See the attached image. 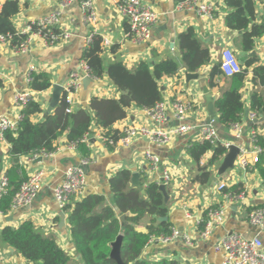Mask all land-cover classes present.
<instances>
[{
    "label": "crops",
    "instance_id": "0c3cea01",
    "mask_svg": "<svg viewBox=\"0 0 264 264\" xmlns=\"http://www.w3.org/2000/svg\"><path fill=\"white\" fill-rule=\"evenodd\" d=\"M3 1L1 0L2 3ZM69 1L63 6L58 0H29L23 3L21 12L14 17L13 22L17 31L23 32L30 21L57 13L60 18L58 28L69 31L72 36L53 47H45L40 40H37L25 53L16 52L10 43H0V85L2 86L0 116L11 120L18 118L20 109L14 98L17 92L29 89L27 75L30 67H35L36 72L46 71L51 74L53 85H66L72 75H81L80 62L85 38L93 28L84 22L81 9L83 0ZM92 1L99 16L95 29L99 36L111 42V45L104 46L103 58L106 65L114 61H123L129 69H134L141 61H147L152 65L168 56L180 60L182 51L178 46V36L190 27L195 29L199 39L210 48L212 62L198 72L200 75L198 80L187 83L186 70L182 69L179 76L165 78L161 82L164 100L172 102L181 99L197 106V110L191 112L186 121L195 128L184 136H178L171 144L159 147L143 138H138L128 147L111 148L101 140L102 130L95 128L91 136L89 135L92 155L91 163L86 170L85 188L70 202L80 200L86 194L95 193L105 195L107 202L113 205L109 182L119 171L139 172L142 185L145 187L152 183L161 185V178L167 172L171 176V181L166 186L169 194L166 203L169 206L168 220L173 228L179 230L182 238L169 244L148 242L144 250V258L147 261L158 262L167 259L177 261L179 264H223L224 254L218 250V246L227 235L232 233L241 234L248 239L259 236L263 241L264 250V226L256 227L248 220L253 210L264 207V182L256 167L252 165L245 171L232 170L231 180L227 182L223 176L218 177L219 164L217 162L213 165L209 164L212 152L204 155L198 165L187 152L192 143L202 141L196 126L207 120L206 105L209 94L215 103L223 91L230 88V80L226 77L219 80L216 87L209 86V73L212 66L220 63L225 48L234 51L241 66H245L253 57L256 58L257 63L248 69L245 88L242 91L246 104L245 133L237 138L232 130L228 131L217 122V114L216 126L219 137L222 142H231L246 151H250L253 146L250 140L251 128L264 137V113L259 114L253 122L248 121L247 118L250 112L251 93L257 91L264 97V86L253 85L255 66H264V35L256 40L252 52L242 51L240 37L242 33L230 31L226 27L225 20L230 11L226 8L224 0H214L217 11L214 19L210 21L202 19L193 12L177 10L178 0H144L153 5L159 14V20L153 27L151 38L143 44H136L127 36L128 21L118 13L112 0ZM256 2L258 21H260L264 11V0H256ZM172 47H174V55L170 53ZM53 85L48 91L38 92L35 95V99L43 107V113L33 118L35 123L42 122L48 114ZM205 87L208 88L209 94L205 93ZM94 96L118 98L120 92L106 74L103 79H93V83L87 87L82 83L81 88L71 97L73 109L87 107ZM177 124L178 122L171 116L169 122L162 127L168 128ZM155 125L144 109L132 107L128 109L127 118L115 123L113 128L122 132L127 127H155ZM147 151L159 158V164L154 169L144 157ZM248 157L250 159L251 155ZM80 159L76 151L69 148L65 136L60 139L58 150L53 157H44L42 162L37 163L31 161L29 157L9 156V144L0 141V180L16 163L25 166L29 176L40 169L47 171L43 189L30 205L12 210L7 215H0V230L6 226L18 228L25 220H31L38 230L58 238L60 246L72 255L70 264H81V257L76 253L71 238L68 216L65 214V221L62 222L60 214L63 211L60 210L54 197V189L64 180L65 171L77 165ZM205 167L211 173L208 183L197 180L201 175L200 169ZM215 177H218V181L214 184ZM224 182L228 187L238 184L244 187L247 197L244 205L226 201L224 195L216 189V184ZM221 206L225 208L226 216L208 240H200L196 228L198 219H205L210 210ZM146 220L144 225L149 222V219ZM183 236L189 237L192 243L188 244ZM0 264H27V261L13 248L0 241Z\"/></svg>",
    "mask_w": 264,
    "mask_h": 264
},
{
    "label": "trees",
    "instance_id": "16d2710c",
    "mask_svg": "<svg viewBox=\"0 0 264 264\" xmlns=\"http://www.w3.org/2000/svg\"><path fill=\"white\" fill-rule=\"evenodd\" d=\"M27 1L29 0H4L2 3L0 35L6 36L13 48L18 47L27 38L17 31L13 22L14 17L21 12L23 3ZM224 3L230 11L225 20L226 27L230 31L241 32L242 51L252 52L256 40L264 35V24L261 20L258 21L256 0H224ZM54 31L60 33L57 27ZM126 31L127 33L130 31L129 23L126 24ZM102 42L103 38L96 35L85 48L81 60L90 67V74L94 79H103L107 74L120 92V96L118 98L94 96L87 107L72 109L68 113L70 104L67 100L68 94L65 92L54 110L47 114L42 122L37 123L33 118L43 113V107L36 99L31 100L21 111L22 119L17 130H8L4 133V138L9 144V156L32 159L42 153H55L60 139L65 136L68 144H76L75 151L80 158H89L92 155L89 135L95 128L102 130L105 138L118 140L124 133L115 130L113 126L127 118L128 109L136 107L149 110L164 101L161 82L165 78L179 76L182 69L197 73L212 62L210 48L199 39L193 27L178 36V46L182 51L180 60L168 56L152 65L147 61H141L134 69H129L123 61H114L106 65ZM256 63L255 57L250 58L245 66H242L243 70L231 77L223 74L220 63L212 66L209 73V86L212 88L216 87L223 77L229 78L231 83L230 88L223 91L215 102L217 122L228 131H231L234 125L244 122L246 104L242 91L245 88L248 69ZM32 76L33 81L30 83L32 91L38 93L52 88L51 74L48 72H33ZM253 85L264 86L263 65L255 66ZM249 111L258 115L264 113V97L257 91L251 93ZM256 133V144L262 146L264 137L257 131ZM187 152L197 165L204 155L212 152L209 164L213 165L216 162L219 164L228 150L220 143L214 145L202 140L192 143ZM254 166L264 182V154ZM200 173L197 180L208 183L211 173L206 167L201 168ZM5 175L8 178V186L6 194L0 199V213L3 215L12 211L15 195L29 179L27 168L19 163L12 165ZM131 178V171L122 170L110 179L113 205L107 202L105 195L89 193L80 200L69 201L63 208V212L68 216L71 238L76 253L81 257V264H117L110 257V253L111 244L120 234L124 235L121 258L125 263L179 264L177 261L167 259L150 262L144 258V250L150 238L170 235L173 227L168 220L169 206L165 203L159 185L152 183L137 188L132 186ZM143 190L145 194H142ZM243 191L244 187L239 184L225 190L227 193L238 194ZM123 214L126 215L125 226L120 220ZM162 218L167 220L160 221ZM146 219H149V222L144 225ZM0 241L21 254L27 264H70L72 261V255L60 246L58 238L38 230L31 220H25L18 228L4 227L0 230Z\"/></svg>",
    "mask_w": 264,
    "mask_h": 264
},
{
    "label": "built area",
    "instance_id": "2783aa9c",
    "mask_svg": "<svg viewBox=\"0 0 264 264\" xmlns=\"http://www.w3.org/2000/svg\"><path fill=\"white\" fill-rule=\"evenodd\" d=\"M58 1H60L63 6L70 2L69 0ZM112 2L115 4L118 13L127 19L129 23L130 31L127 33V36L130 37L136 44H143L147 42L151 38L154 25L159 20V14L156 12L153 5L146 3L144 0H112ZM216 8L214 0L210 2H203L200 0H182L176 5V9L179 11L193 12L202 19L209 21L214 19ZM81 9L84 14L85 24L93 28L85 38V50V48H87L94 40L95 36L98 35L95 28L98 25L99 16L92 0H83L81 2ZM1 10L2 2L0 0V12ZM59 21V14L57 13L30 21L25 30L23 32H19L20 34L26 35L27 38L18 47L14 48L16 52H27L32 48L34 42L37 40H40L42 45L45 47H53L64 40L70 39L72 34L69 31L66 32L60 30V33H56L54 31L56 27L59 29ZM261 22L264 24V11ZM0 43H9V39L4 35H0ZM102 45L109 46L111 45V42L108 39L103 38ZM170 53L171 55H174V47L170 49ZM220 65L221 70L226 77H231L243 70L236 54L229 48H225L223 50ZM80 69L82 71L81 75H72L70 81L64 85V93L66 92L68 94L67 100L70 104V108L67 109L68 113H70L73 109V102L71 100L72 95H74L82 86V74L85 73L90 78L94 79L90 74V67L83 60L80 62ZM33 72H36V69L32 66L30 67L27 75L29 89L24 92H17L14 98L17 107L20 109L18 118L16 120H11L0 116L1 142H6L4 138L5 131L17 130V126L22 119L21 111L31 100L36 98V92L30 89V83L33 81ZM1 90L2 86L0 85V92ZM196 110L197 106L182 101L181 99H176L172 102L164 100L159 102L154 108L145 110L147 115L156 124L155 127H127L122 131L124 136L120 137L118 140L107 139L103 136V134L101 140L104 144L113 148L128 147L138 138H143L159 147L167 146L178 136H184L195 128L186 121L190 113ZM171 116H173L174 120H176L178 124L172 127L163 128L162 126L169 122ZM258 117L259 115L255 112H250L247 116L248 121L250 122L255 121ZM205 122L196 126L200 132L201 140L209 141L214 145L220 143L224 145L227 150H229L233 143L221 141L216 126V119L206 123ZM232 131L236 134L237 138H240L246 131L244 122L234 125ZM256 135V131L251 128L250 140L253 145L252 149L250 151L241 149V154L238 156L233 170H247L250 166L258 163L259 157L264 154V143L262 146L256 144ZM69 148L71 150H75L76 144H69ZM54 154L55 153H42L40 156H34L31 161H34L39 157H53ZM248 155H251L250 159ZM144 157L151 163L153 169L159 164V158L150 151L145 152ZM90 163L91 157L81 158L77 165L72 166L65 171L64 180L54 189V197L60 210L63 211V208L70 201L72 196L83 192L86 184V170ZM46 176L47 171L44 169L33 172L29 176V179L22 184L20 190L15 195L12 210H17L30 205L43 189ZM170 181V174L165 172L161 178L162 184L167 186ZM7 186L8 178L4 174L0 180V199L4 194H6ZM228 188L229 187L226 182L216 184V189L224 195L227 202H237L238 204L244 205L247 199L246 192L243 191L240 194L227 193L225 190ZM0 215L3 214L0 213ZM225 216L226 210L223 206H221L218 209L210 210L205 219L199 218L196 225L199 239L202 241L208 240ZM248 220L254 226L263 227L264 207L253 210L249 214ZM171 230L172 232L170 235L152 236L149 240V244H169L179 238H182L179 230L176 228H172ZM183 238L188 244L192 243L189 237L183 236ZM218 250L224 254L223 264H264L263 241L259 236L248 239L241 234H229L221 241L218 246Z\"/></svg>",
    "mask_w": 264,
    "mask_h": 264
},
{
    "label": "water",
    "instance_id": "95a60500",
    "mask_svg": "<svg viewBox=\"0 0 264 264\" xmlns=\"http://www.w3.org/2000/svg\"><path fill=\"white\" fill-rule=\"evenodd\" d=\"M172 46H174V44ZM82 76H83L84 87H87L90 83H93V79L90 78L85 73H83ZM185 78H186V82L190 83L192 80H198L200 78V75L198 72L197 73H191V72L186 71L185 72ZM204 90H205L206 94H209V90L207 87H205ZM64 91H65L64 84L53 85L51 100H50L48 112H47L48 114H50L54 110V108L60 103L61 97H62V94L64 93ZM206 112L208 115L206 122L216 119L217 112L215 109V103H214L212 97L210 96V94L207 97ZM240 154H241V148L238 145L233 144L232 146H230L226 155L223 158H221V160L219 162L218 171H217L218 177L224 175L228 170L234 169L235 163H236L237 158ZM42 161H43V157H39L38 159L34 160L35 163L42 162ZM218 177L214 178V181H213L214 184L218 181ZM131 184L134 187L142 188L141 174L139 172L134 171L132 173ZM149 184H150V182H149ZM159 189L165 197V203H167L169 200V194L167 192L166 186L164 184H161L159 186ZM142 194H145V190L142 191ZM60 216H61L62 222H64L65 217H66L65 213L61 212ZM120 220H121L122 224L125 226L126 215L125 214L121 215ZM166 220H167V218L160 219V221H166ZM123 241H124V235L120 234L117 237L116 241H114L111 244L112 249H111L110 257L114 261H116L117 264H127L121 258V249H122Z\"/></svg>",
    "mask_w": 264,
    "mask_h": 264
},
{
    "label": "rangeland",
    "instance_id": "374dc122",
    "mask_svg": "<svg viewBox=\"0 0 264 264\" xmlns=\"http://www.w3.org/2000/svg\"><path fill=\"white\" fill-rule=\"evenodd\" d=\"M231 174H232V170H228L227 172H226V174H224V175H222L223 176V179L225 180V181H227V182H230V180H231ZM213 176V175H212ZM219 177H221V176H219ZM147 221V220H146ZM146 223V222H145ZM257 227V226H256Z\"/></svg>",
    "mask_w": 264,
    "mask_h": 264
}]
</instances>
